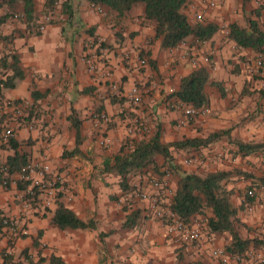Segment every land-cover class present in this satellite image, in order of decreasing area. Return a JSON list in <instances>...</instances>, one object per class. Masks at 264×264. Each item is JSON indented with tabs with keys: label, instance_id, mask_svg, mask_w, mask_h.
Masks as SVG:
<instances>
[{
	"label": "crops",
	"instance_id": "1",
	"mask_svg": "<svg viewBox=\"0 0 264 264\" xmlns=\"http://www.w3.org/2000/svg\"><path fill=\"white\" fill-rule=\"evenodd\" d=\"M34 3L39 19L41 12L38 10L43 2L35 0ZM202 4L200 0H189L183 11L186 13L188 9L195 13ZM225 5L231 6L232 2L204 8L200 20L218 25L209 37L195 41V36L189 35L183 44L173 48L160 46L159 38L153 33V22L141 16L140 2L115 16L111 11L98 13L88 2L81 0L76 6L78 25H67L62 12L51 17L49 10L47 16L51 18L41 19L42 30L35 29L34 25L27 26L25 19L19 17L16 6L12 9L0 5V58L6 56L5 60L9 62L7 51L10 49L17 56L23 72L14 79V85H0V91L3 97L14 102L25 101L28 106L24 112L34 117L33 127L28 129L22 117L12 114L11 107L0 113V124L5 121L15 131L13 138L0 143V163H4L14 149L25 152L27 160L37 165L47 163L62 187L48 207L42 208L38 204L40 196L37 194L35 209L27 213L17 197L22 185L19 180L16 184L0 187V212L23 217L27 225L28 233L15 240L17 252H30L38 264H47L50 254L58 256L64 264H182V260L188 258L207 264L217 263L210 248L213 245L224 247L227 242L223 236L225 232H208L193 244L178 241L165 231L164 222L150 212L145 200L128 193L129 189L121 190L118 174L105 169L104 162L111 163L113 153L127 137L148 138L160 123L163 141L204 137L210 131L228 129L226 134L200 149L172 150L173 161H177L182 169L197 171V166H208V169L236 167L249 171L251 166L258 165V155H239L234 152L236 146L232 142L233 139L260 141L264 137L263 127L256 123L257 116L242 117L246 110L255 107L257 100L264 114V92H244L245 85L248 84L251 90L256 86L246 72L244 60L257 51L236 44L225 33V27L219 26L220 20L232 15L229 9L224 10ZM262 11L259 16L264 21ZM237 22L244 26L242 21ZM88 26H92L91 34L84 30ZM92 35L104 37L109 47L105 66L109 69V81L116 82L117 89L111 90L109 81L99 76L91 78L79 59L86 39ZM187 51L189 54L185 56ZM203 54L207 55V62L201 59ZM141 56L145 57L146 64L138 66L137 58ZM191 57L199 59L196 65L191 64ZM199 64L208 67L209 79L219 81L224 93L221 94L215 84H206L207 111L180 123L181 112L166 109L164 102L168 100L167 94L177 86L180 76ZM11 72L10 66L5 65L3 78ZM260 83L264 86V79ZM132 84L141 89L140 101L134 105L126 96ZM31 89L41 95L33 98ZM100 110L108 116L106 122L96 120L95 113ZM69 114L81 120L79 153L63 156V150H71L75 145V131L67 119ZM151 118L156 121L151 122ZM101 132L109 138L106 147L98 143ZM45 146H48V152H45ZM191 153L202 155L204 164L182 163L183 156ZM216 153L219 156L214 158ZM156 159L160 161V158ZM144 169L136 171L132 179L135 180L139 172H151ZM252 174L243 178L241 173L235 172L229 176L233 182L227 186L224 183L229 190L230 202L237 208L240 226L245 230L241 233L242 238L264 232V190L250 185L257 183L261 174ZM10 176H17L16 169L10 171ZM176 178L175 173L168 177L172 190ZM242 185L255 187L250 211L241 203L243 193L238 196L237 187ZM59 201L81 219H91L94 226L62 229L50 224L49 218ZM131 210H137L135 224L123 226L122 222ZM258 235L264 237V233ZM247 246H253L264 256V248L252 242ZM177 251L184 255L181 260L176 256Z\"/></svg>",
	"mask_w": 264,
	"mask_h": 264
},
{
	"label": "trees",
	"instance_id": "2",
	"mask_svg": "<svg viewBox=\"0 0 264 264\" xmlns=\"http://www.w3.org/2000/svg\"><path fill=\"white\" fill-rule=\"evenodd\" d=\"M91 4L99 5L104 12L111 11L115 16L122 15L133 4L140 2L142 4V18L153 22V33L159 38L161 47H171L176 45L181 39L192 35L197 38L206 39L218 27L213 21L194 20L190 21L183 7L189 0H85ZM244 5L249 0H238ZM35 0H0V5L18 9L19 17L25 19L27 26L34 25L35 22ZM58 0H44L42 9L46 13L51 9ZM73 2H76L73 4ZM77 2L81 0H60L59 6L61 12L65 15L67 25L77 24L80 19L76 14ZM12 13V12H11ZM16 14V12H15ZM5 15V14H4ZM3 18V16H2ZM40 22L37 24L38 25ZM78 25V24H77ZM227 35L240 46H249L253 50L262 51L264 46V21L257 18H248L247 24L240 26L236 22H229ZM89 34L92 33V26L85 27ZM63 27H61V32ZM5 55V54H4ZM10 61L5 60L6 56L0 58L2 67L9 65L11 73L2 78L0 85L12 86L14 79L22 76V68L18 63V58L14 53H10ZM149 61L152 60L149 58ZM206 84H215L218 86L221 94L224 93L219 81L209 79L208 67L199 64L192 68L188 73L180 76L178 84L168 94V99H175L193 106L207 105L208 95L205 91ZM264 92V90H262ZM41 95L35 89H31V96L36 98ZM167 105V103H166ZM71 126L75 131V145L71 150H63L62 155L66 156L72 153H79L78 143L80 141V119L76 116L67 115ZM111 123V122H110ZM228 129H218L207 133L204 137H185L170 141L161 139V124L157 123L155 129L148 138H126L121 142L117 151L113 153L111 163L104 162V168L114 171L118 174V185L121 190L130 188L132 176L136 171L143 168L150 169L154 174L161 176L163 168L170 173L177 175L175 187L172 190L170 208L182 219H188L199 213L204 214V208H208L210 215L204 216L202 220L204 228L208 232L222 233L228 235V242L224 243V248L230 251L241 250L252 242L264 248V237L253 236L252 238H242L238 234L236 224L237 208L229 200V190L224 187L228 176L232 173H241V177L252 176L249 171L234 168L220 169L213 168L204 171H192L182 169L177 161H173L172 150L184 148L196 150L209 145L212 141L226 134ZM10 140V139H9ZM236 146L235 153L247 155L250 153H264V140L260 141H243L233 139ZM15 146V144L13 145ZM197 152V151H196ZM156 158H160L158 161ZM27 160L25 152H19L14 149L13 153L8 155L5 165L10 172L17 169ZM144 169V170H146ZM259 182V183H258ZM258 182L250 184L264 187V173L259 176ZM23 186V184L21 185ZM248 187V186H247ZM246 189V188H245ZM245 191V190H244ZM244 193V192H243ZM252 198L249 197L251 201ZM137 219V210H131L122 222L123 226H133ZM49 222L59 228H85L93 227L94 222L91 219L83 220L78 217L73 210L65 206L62 202H57ZM264 251V249H263ZM47 264H64L58 256L50 254ZM186 264H207L200 260H191ZM218 264V263H216Z\"/></svg>",
	"mask_w": 264,
	"mask_h": 264
},
{
	"label": "built area",
	"instance_id": "3",
	"mask_svg": "<svg viewBox=\"0 0 264 264\" xmlns=\"http://www.w3.org/2000/svg\"><path fill=\"white\" fill-rule=\"evenodd\" d=\"M257 5L261 0L255 2ZM201 9L194 13V19L200 20L204 8L213 7L214 0H205ZM91 9L98 13H103L104 10L101 6L96 4L89 5ZM47 15L45 16L46 19ZM44 23L40 22L38 29L42 30ZM225 33L228 32V27L225 24ZM199 38L195 37V41ZM184 43L181 39L176 45L177 47ZM109 52V47L100 35L90 36L84 43V48L79 54V59L83 62L87 73L91 78L99 76L105 81H109V69L105 66V61ZM11 53L10 49L7 55ZM189 51L185 52V56ZM201 59L204 62L208 61L207 55H202ZM199 59L191 57L192 65H196ZM136 64L143 66L146 64L145 57L137 58ZM264 67V53L257 51L255 58L248 67V72L259 74ZM3 78V67L0 64V82ZM108 87L111 90L117 89V83L109 81ZM127 99L131 104H138L141 97V89L136 84H132L126 93ZM167 106L172 109H177L181 112L182 118L180 123L186 122L189 118L201 115L207 111L206 105L193 106L186 104L175 99H168ZM28 106L25 101L14 102L13 100L3 97L0 91V113L4 112L7 107H11L14 116L22 117L26 128H32L34 117L25 113L24 110ZM97 121L102 120L106 122L108 116L102 110L95 113ZM15 135L14 128L7 124L5 121L0 124V143L7 142ZM98 143L103 146H108L109 138L102 132L98 136ZM45 152H48V146H45ZM46 157V153L44 154ZM219 156L217 153L214 156ZM205 158L199 153H191L183 156L182 163L184 164H204ZM16 177H11L5 163H0V187H6L11 184H16L19 180L23 186L18 191V199L22 209L27 212H32L36 203L37 194H39V203L42 208L48 207L55 201L57 192L60 188L57 175L51 173V168L47 163L37 165L36 163L26 160L16 169ZM170 172L168 169L163 168V174L158 176L151 172H139L136 179H131L130 188L128 193L143 199L147 202L150 212L162 222H164L165 231L185 244H193L199 242L208 234L207 229L204 228L202 220L197 216L188 219H182L170 208V201L172 196V189L169 185L168 177ZM143 180V183L141 181ZM259 189L264 190L260 185ZM255 187L249 186L245 189L241 197L243 207L250 211L252 209L250 198L254 197ZM25 213V214H26ZM28 233L27 225L23 217L18 215H6L0 212V264H38L33 255L26 251L17 252L15 250V240ZM210 254L216 258L218 264H264V256L258 250L252 247H244L241 250H227L222 245H213L210 248Z\"/></svg>",
	"mask_w": 264,
	"mask_h": 264
},
{
	"label": "rangeland",
	"instance_id": "4",
	"mask_svg": "<svg viewBox=\"0 0 264 264\" xmlns=\"http://www.w3.org/2000/svg\"><path fill=\"white\" fill-rule=\"evenodd\" d=\"M43 1L44 0H37V2H43ZM214 1H215V6L213 8L216 7V4L222 5V2H232V5L231 6H226L225 5L223 7L224 10L229 9L230 12H232V15L231 16H226L225 18H223L222 20H220L218 22L220 27H224L225 24L227 26L228 23L229 22H232V21L238 23L237 20L242 21V24L246 25L247 24V19L251 15H254L255 16L254 18H257L259 21H263V20H261V18L259 16V13H261L260 12V11H262L261 9L264 10V0H261V4L259 3L258 5L255 3V2H257V0H249L244 5H241L238 0H214ZM200 2H205V0H200ZM58 3H59V0H58L57 3L54 4V6L51 9H48L47 10V11L50 10V16L51 17H53L52 15H55V14L57 15V14H59V12H61V7L60 6L57 7V4ZM135 4H137V3H135ZM247 4H249L250 6H248ZM38 11L41 12V15H40V18L39 19L38 18H35V22H34L35 29L37 28L38 22H41L42 23L43 21L41 19H43L46 15H48V12L45 13L42 8H40ZM262 12H264V11H262ZM186 14H187L188 19L191 22L195 20L194 19L195 18L194 17V10H188L187 9L186 10ZM235 14L237 16L236 18H235ZM50 16L49 17L47 16L46 19H48V18L50 19L51 18ZM31 26H33V25H31ZM254 58H255V54L252 53V54L248 55V58H245V60H244V63H245L244 64V67L246 69V72L254 80V84H256V86L253 88V90L249 89L248 84L245 85V87H244V90H246V91H244L245 93L246 92H253L255 90L256 91L264 90V86H262L261 83H260L261 80L264 79V67L262 68V71L259 74H253V73H249L248 72V67L250 66V64L254 60ZM258 102L259 101L257 100L254 108H252L250 110H246V112L243 113L242 117H245V118H247V117L254 118L255 116H257L258 117V120L256 121V123H257L258 126L263 127V130H264V122L262 120V117L264 116V114L261 113L262 112V110H261V103L258 104ZM132 105H134V104H132ZM164 106L166 107V109H169V107L166 105L165 102H164ZM170 109H172V108H170ZM193 118L194 117L189 118L186 122L191 121V119H193ZM155 121H156L155 119L151 118V122L154 123ZM261 140H264V137ZM255 154L258 155L257 156L258 158L256 159V161H258L259 163H258L257 166L256 165L251 166V168H249V172H252V173H255V174H259L260 175V174L264 173V167H263L264 166V153H262V152H256ZM250 162H252V161H250ZM252 164H254V163L252 162ZM208 168H210V167H208V166L207 167H201V166L200 167L199 166L195 167V169L198 172L207 170ZM234 168H236V167H230V168H227V169L232 170ZM230 181H231V179L228 176V178H226V181H225L226 182V186L230 183ZM231 182H233V181H231ZM237 190L239 191L238 196L241 195L244 192V190H245L244 185H242L241 187H237ZM203 215L206 216V217L208 215H210V211H209L208 208H204V214L199 213L196 216L200 220H204V216ZM237 223H238V225H237V227H238V234H240V236L243 237V235H241V233H243L245 230H244V228H242L243 227L242 225L240 226L241 223H240L239 219H238V222ZM247 230H249V229H247ZM263 233H264L263 231H259L258 232V234H260V235H263ZM258 234H254V236H257L258 237L259 236ZM223 236H224L225 240L228 242V235H227V233H225V235H223ZM181 255L184 256L182 253H179L177 251L176 256H178V259L180 257V260H181ZM190 261L191 260L189 258L187 260L185 259L184 261L182 260V264H186L187 262H190Z\"/></svg>",
	"mask_w": 264,
	"mask_h": 264
}]
</instances>
